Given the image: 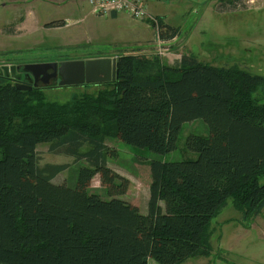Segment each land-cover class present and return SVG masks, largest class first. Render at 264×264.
Segmentation results:
<instances>
[{
  "label": "trees",
  "instance_id": "1",
  "mask_svg": "<svg viewBox=\"0 0 264 264\" xmlns=\"http://www.w3.org/2000/svg\"><path fill=\"white\" fill-rule=\"evenodd\" d=\"M159 23L164 41L179 35V27ZM117 69L97 93L67 102L0 75V264H182L212 255L213 219L230 199L247 227L261 214L264 76L186 53L168 64L124 52ZM199 118L210 134L188 137L197 158L149 160L147 214L90 190L98 174L108 193L128 189L108 165V139L164 155L176 149L182 125ZM40 143L86 162L73 183L54 182L68 165L41 166Z\"/></svg>",
  "mask_w": 264,
  "mask_h": 264
},
{
  "label": "rangeland",
  "instance_id": "2",
  "mask_svg": "<svg viewBox=\"0 0 264 264\" xmlns=\"http://www.w3.org/2000/svg\"><path fill=\"white\" fill-rule=\"evenodd\" d=\"M143 1L160 13L168 14L171 23L180 27L178 37L184 53L204 63L238 66L264 76V0ZM106 18L95 12L88 0H0V66L87 60L148 47L128 48L131 46L117 39L116 28L105 36L108 31ZM170 46L168 55L173 44ZM5 81L0 77V83ZM103 87L104 83H86L48 87L44 91L50 101L67 102L75 94L97 93ZM193 133L210 134L204 119L185 122L176 149L164 155L118 138L108 139V165L129 180L128 189L125 193L110 194L106 189L108 185H103L98 174L90 190L104 199L116 195L147 214L151 183L149 160L154 157L166 161L197 158L198 152L187 144ZM37 154L41 166L48 163L68 165L55 177L56 183H73L77 166L86 164L85 161L77 162L73 156L53 153L50 143H40ZM246 224L243 213L230 199L213 219L214 251L201 260L208 264H264V209L249 221V227Z\"/></svg>",
  "mask_w": 264,
  "mask_h": 264
},
{
  "label": "water",
  "instance_id": "3",
  "mask_svg": "<svg viewBox=\"0 0 264 264\" xmlns=\"http://www.w3.org/2000/svg\"><path fill=\"white\" fill-rule=\"evenodd\" d=\"M116 57H98L94 59L65 60L58 62H43L28 64L25 70L31 72L35 78V84H28L21 81L16 83L20 90H32L38 84V77L43 76V83H50L51 77H60L59 85H75L85 83H104L117 78ZM16 65L0 66V75L11 77L17 80L22 79V74L17 73ZM52 70V73H48ZM92 74V75H91Z\"/></svg>",
  "mask_w": 264,
  "mask_h": 264
},
{
  "label": "crops",
  "instance_id": "4",
  "mask_svg": "<svg viewBox=\"0 0 264 264\" xmlns=\"http://www.w3.org/2000/svg\"><path fill=\"white\" fill-rule=\"evenodd\" d=\"M148 10L151 14L161 17L164 24L178 27V25L171 23L168 14L166 15L164 13H160L157 8H151L150 6H148ZM107 17L108 18L106 19L108 20V25L106 27H108V31H106L104 35L108 36V33H110L114 30V28H116L117 39L120 42L126 43L125 45L131 46L128 48H136L139 45L140 47L141 45H145L148 46L147 48H150V45H152V43H154V41L156 40L155 29L147 20H137L124 12L114 13L111 16ZM180 41L181 40L178 36L175 40H172V52H170L169 55L162 57L164 62L168 64H173L177 60H180L181 56L185 54V51L183 50V45ZM120 53L122 54L123 51L115 52L109 56L115 57ZM201 258L202 257L191 258L182 264H208L206 260H201ZM149 264L158 263L155 262L153 259H150Z\"/></svg>",
  "mask_w": 264,
  "mask_h": 264
},
{
  "label": "built area",
  "instance_id": "5",
  "mask_svg": "<svg viewBox=\"0 0 264 264\" xmlns=\"http://www.w3.org/2000/svg\"><path fill=\"white\" fill-rule=\"evenodd\" d=\"M93 6V10L100 15L111 16L114 13L124 12L129 14V16L137 20H147L154 27L156 32V40L150 48H142L137 51L136 49H131L126 51L127 54H138L145 53L149 55H168L170 51V45L172 40L164 41L159 36V17L153 15L149 12L148 6L143 0H88ZM176 38H174L175 40ZM162 56V57H164ZM118 58V56H115Z\"/></svg>",
  "mask_w": 264,
  "mask_h": 264
},
{
  "label": "flooded vegetation",
  "instance_id": "6",
  "mask_svg": "<svg viewBox=\"0 0 264 264\" xmlns=\"http://www.w3.org/2000/svg\"><path fill=\"white\" fill-rule=\"evenodd\" d=\"M60 62L61 61H58V63H60ZM17 66H18L17 72L22 74V79L17 80V79L11 78V77H8V79H11L14 83L21 81V82L28 83V84H35V78H34L33 74L31 72L25 70L24 66H22V65H17ZM48 73H52V70H49ZM42 77H43L42 75L38 77V84L35 87L48 88V87L59 86V81L61 79L59 76L58 77H51L50 83H43Z\"/></svg>",
  "mask_w": 264,
  "mask_h": 264
}]
</instances>
